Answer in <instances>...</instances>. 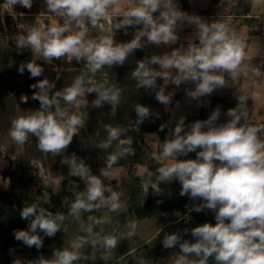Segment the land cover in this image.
I'll use <instances>...</instances> for the list:
<instances>
[{
    "label": "clouds",
    "instance_id": "clouds-1",
    "mask_svg": "<svg viewBox=\"0 0 264 264\" xmlns=\"http://www.w3.org/2000/svg\"><path fill=\"white\" fill-rule=\"evenodd\" d=\"M8 3L31 8L33 0H8ZM44 4L49 12L63 18V23L49 26L47 30L33 28L26 36L19 35L17 49L30 47L35 56L45 60L71 55L77 61H86L92 72L105 64H123L128 53L141 47V37L146 36L157 44L175 43L178 24L195 25L197 44H189L186 49L173 48L170 54L153 56L147 62L138 61L132 76L138 80L139 87H155L158 77H166V73L154 70L149 64L163 69L174 67L179 75L171 80L172 83L179 86L191 82L194 88L187 95L198 100L225 85L223 72L235 69L243 56L242 40L232 32L227 21L205 22L199 16L182 11L177 0H135L116 25L117 28L141 26L138 34L127 43H114L112 35L84 39L87 24L96 25L107 16L109 8L118 11L116 0H44ZM25 70L30 78L40 77L44 71L35 59L19 65V73L23 74ZM53 87L47 78L30 85L36 89L31 98L39 101V108L15 118L9 135L22 144L32 134L41 150L59 154L71 143L84 122L80 115L61 107L56 98L61 97L79 108L82 102L77 97L94 92L96 99L93 103L99 107L105 102L116 103L119 91L92 80L85 81L80 76L50 98ZM172 96V92L165 93L163 88L155 93L156 100L165 105ZM28 99L27 95L21 94L22 103ZM237 107L227 110L225 115L229 119L226 122L217 123L221 115L217 107L207 119L188 124L186 131L185 118L181 116L160 144L159 155L154 157L159 160L195 152V158L176 159L161 166L157 170L158 176L161 180L175 177L181 185V196L200 200V203L193 204L192 211L207 208L214 212V224L206 222L191 229L193 241L180 242L178 233H165L163 246L171 248L178 244L182 253L177 256L175 264H209V257H213L215 264H264V138L258 135L259 127L241 123L244 113ZM135 113L140 124L149 117L150 109L138 104ZM165 127V124L160 125V130ZM125 131L120 127H107V140L100 147L107 148L113 140H118L120 149L109 156L110 164L130 151L131 139H119ZM60 163L68 166L71 176L86 181L85 189L75 194L70 206L72 215L79 217L82 210L90 212L101 206H108L110 211L120 207V194L111 186H105L100 179V176L108 175L106 171L101 170L100 176L91 174L83 159L75 153L61 159ZM19 215L28 221L27 228L13 230L14 239L37 249L42 246L44 236L51 237L61 229L64 220L63 213H54L36 203L24 206ZM88 220L102 223L91 216ZM128 227L131 235L136 222L130 221ZM85 230L92 233L91 224ZM117 239L116 235L105 236L103 243L108 249L115 248ZM82 243L77 239L70 249L55 250L51 259L32 260L30 264H73L78 259L77 250ZM189 254L195 258H189Z\"/></svg>",
    "mask_w": 264,
    "mask_h": 264
},
{
    "label": "rangeland",
    "instance_id": "rangeland-1",
    "mask_svg": "<svg viewBox=\"0 0 264 264\" xmlns=\"http://www.w3.org/2000/svg\"><path fill=\"white\" fill-rule=\"evenodd\" d=\"M180 0H177V2ZM140 25L125 26L119 28L113 33L114 43H127L133 39L140 31ZM18 35L14 32L0 30V49L8 50L12 54V58L6 59V86L0 88V194L10 185L8 174L15 173L17 185L21 187L25 195L37 196L36 200L44 205H52L56 207L58 202L63 206L64 220L61 229L55 235L51 236V242L48 249L51 252L38 251L39 259H51L55 250L69 248L73 241L80 239L83 241L81 247L77 250L78 259L92 261V264L108 259L105 255H93L92 251L100 249L101 243H94L89 233L85 230L89 226L88 215L81 211L79 217L67 212L71 203L67 192L76 189L78 183L84 179L71 176L66 164H61V159L76 154L78 158H82L85 165L90 169V173L100 176L101 170L110 169H126L133 157L134 141L130 133L126 130L119 139H131L132 144L130 151L124 155L118 156L115 162L110 164L109 156L117 153L120 149L118 140H113L109 147H100L108 137L107 127H120L116 124V114L118 110H122L124 119L128 123H132L136 117L135 108L138 99L144 98L145 106L149 107L150 115L141 123L145 124L153 119L161 121L167 113V105L160 103L155 98L156 91L161 88L165 91V83L172 74L174 67L167 69L160 68L159 65L149 64L148 66L161 73H166V77H158L155 87L146 88L139 87L138 80L132 76V72L136 69L138 61H149L151 57H162L170 54L164 44H157L149 41L147 37H141V47L128 53L123 64H105L101 68L92 72L84 60L77 61L75 57L65 55L59 58L45 60L38 57L35 61L42 65L44 71L40 77H34L35 81L47 78L54 85L50 91V98L55 92H62L63 89L72 84L78 76L83 77L85 81L92 80L95 84H103L106 88L119 91V99L116 103H102L97 107L93 101L96 94L85 93L83 96L77 97L81 106L76 108L74 103L65 102L61 97L56 99L61 107H66L69 113L78 114L83 120V125L78 127L77 134L73 136L71 143L66 149H62L59 154L51 151H43L38 146V140L32 134L24 143H17L9 135L12 121L23 115L29 114L35 110L29 90L26 88L24 80L17 76L20 58L25 52V48L17 49L16 40ZM30 78L29 72L25 70L23 73ZM17 79V80H16ZM21 94L27 95V102L20 101ZM3 95L5 97H3ZM86 102V103H84ZM121 128V127H120ZM136 131L140 132L141 127H137ZM105 186H111L112 189L122 186L123 191L131 189L133 185L137 187L132 177L124 176L120 180H110L107 176H100ZM135 187H133L135 189ZM108 194V193H105ZM99 213V217L104 214L103 206L95 208ZM103 249H105L103 247ZM30 253L25 251H12L10 257L15 261L28 260ZM169 257V256H168ZM0 258H1V241H0ZM123 259L125 264H133V259ZM127 260V261H125Z\"/></svg>",
    "mask_w": 264,
    "mask_h": 264
},
{
    "label": "crops",
    "instance_id": "crops-1",
    "mask_svg": "<svg viewBox=\"0 0 264 264\" xmlns=\"http://www.w3.org/2000/svg\"><path fill=\"white\" fill-rule=\"evenodd\" d=\"M135 0H116L115 7L118 11L109 8L107 16L98 21L96 25L87 24L84 39L94 40L103 35H113L119 28L116 25L123 18V12L131 8ZM177 6L189 15L199 16L205 22L227 21L232 32L241 38L243 56L232 71L223 72L225 85L213 90L209 95L197 99H192L187 92L194 88L191 82L181 83L179 86L172 83V79L179 75L174 68L172 74L165 83V93L172 92L171 101L167 104L169 111L165 122V129L162 133H147L144 136V145L150 152L153 160L151 165L155 170L148 169L147 164H138L126 169H110L106 172L110 180H120L124 176L135 177L142 180H150L158 176V168L165 164H170L182 156L155 159L160 153V144L166 135L170 134L175 127L176 121L183 116L185 118V131L187 125L196 120H204L217 107L221 110V115L217 123L226 122L229 117L225 115L229 108H235L244 113L241 123L260 128L258 135L264 138V0H180ZM9 7L10 13H6L5 8ZM158 13H154L157 15ZM63 23V18L56 16L47 10L44 0H33L31 8H25L19 4L10 5L8 0H0V30L14 32L16 35H27L33 29L47 30L49 26ZM75 30V29H74ZM198 29L195 25L188 23L177 25L178 40L175 43H163L165 47L172 51L173 48L186 49L189 44H197ZM32 57L37 59L31 51ZM71 56V55H69ZM83 60V59H82ZM199 150V149H197ZM195 158V152L188 153L184 159ZM159 177V176H158ZM171 178L162 181L171 180ZM161 180V179H160ZM135 189H126L117 186L114 191L120 194V207L116 211H110L108 206H103L104 214L97 220L102 223H92V233H89L94 243L100 242V249L92 251L93 255H105L108 259L98 264H125L123 259H133V264H175L177 258L176 245L171 248H164L163 258L151 259L148 257L149 251L154 248V240L165 233L175 232V226L179 221L192 211L193 204L200 203V200L189 198L185 205V213L176 211L172 213H155L151 216L138 219L134 213L124 215L130 206L133 191L141 190L138 184ZM153 187H157L154 184ZM106 196L108 194H105ZM148 197V190L142 186L140 203L144 205ZM91 216V215H88ZM92 217V216H91ZM130 221L136 222L135 231L129 235L128 224ZM109 235L117 236L115 248L108 249L103 243V238ZM103 247L105 249H103ZM169 256V257H168ZM125 260V261H127ZM88 261V264H92ZM209 264H215L213 257H209Z\"/></svg>",
    "mask_w": 264,
    "mask_h": 264
},
{
    "label": "trees",
    "instance_id": "trees-1",
    "mask_svg": "<svg viewBox=\"0 0 264 264\" xmlns=\"http://www.w3.org/2000/svg\"><path fill=\"white\" fill-rule=\"evenodd\" d=\"M161 44V43H160ZM12 58L11 52L7 49L3 50L0 49V88L6 86V59ZM20 63H26L30 60H33L30 47H25V52L22 54L20 58ZM19 67V66H18ZM18 67H13L12 69H18ZM25 72V71H24ZM17 76H20L24 83H26V88L29 90L30 96H32L33 91L36 89L30 88V85L34 84L36 81L33 78H29L24 74L17 73ZM17 80V79H16ZM3 97H5L3 95ZM33 107L34 109L39 108V101L33 100ZM144 104V98H139L137 104ZM169 111L165 113V116L161 121H157L153 119L152 121L142 124L138 123L137 116L135 117L132 123H128L123 116L122 110H118L116 114V124L119 125L121 128L126 129L133 141H134V148H133V157L128 165V168H132L138 164H147L148 169L155 170L156 167L151 165L153 161L150 158V152L147 147L144 145V136L147 133H162L163 130H160V125L165 124L166 119L168 117ZM137 127H141V131H136ZM187 156V155H186ZM186 156H182L180 159H184ZM10 179V185L5 188L2 193L0 194V241H1V258L0 264H16V261L10 257V252L14 251H25L30 253L28 260L20 261V264H30L32 260H39L38 251L41 252H51L48 249V246L51 242V237L44 236L42 246L37 249L34 245L32 247H28L23 244L21 241L14 239L13 237V230L19 229H26L28 221L26 219H22L19 215L20 210L24 206H28L32 203H36L42 207L48 208L52 212L57 211H64L63 206L58 204L56 207L52 205H44L40 201L36 200L37 196L33 195H25L22 191L21 187L17 185V179L15 173L8 174ZM135 185H140L141 190L138 189L136 192L133 191L130 206L127 211L124 212V215L132 214L138 218H144L151 216L155 213H172L176 211L181 214L185 213V205L187 204L189 197L187 195L181 196L179 194L180 191V183L179 181L175 180V177H172L171 180L162 181L159 179L158 176L150 179V180H142L138 177L134 178ZM154 184H157V187H153ZM142 186H145L148 190V197L144 205L140 203V196L142 194ZM86 187V184L81 181L78 183L76 189L67 192L68 197L71 199V203L68 207L67 212H70V206L75 200V194L77 192L83 191ZM83 211V210H82ZM84 212V211H83ZM87 215H91L93 218H97L98 212L96 210H92L90 212H84ZM185 217V216H184ZM182 217L179 223L174 227L175 232L178 233L181 237V241L189 240L193 241V237L191 236V229L198 225H202L206 222L208 223H215L214 220V212L211 209L205 208L200 212L191 211L187 214L186 219ZM43 235V233H41ZM164 235H160L154 240L153 246L154 248L149 251L148 257L151 259H160L163 258L165 252L162 250L165 248L162 244ZM177 252L176 255H181L179 245H176ZM189 258H195L194 255L189 254ZM73 264H88V261L83 259H77L73 262Z\"/></svg>",
    "mask_w": 264,
    "mask_h": 264
},
{
    "label": "built area",
    "instance_id": "built-area-1",
    "mask_svg": "<svg viewBox=\"0 0 264 264\" xmlns=\"http://www.w3.org/2000/svg\"><path fill=\"white\" fill-rule=\"evenodd\" d=\"M6 13H10L9 7L5 8Z\"/></svg>",
    "mask_w": 264,
    "mask_h": 264
}]
</instances>
